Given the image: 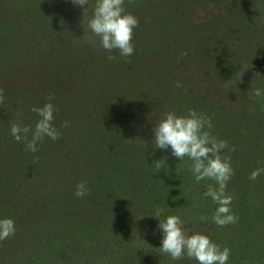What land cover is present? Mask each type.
<instances>
[{"label":"rangeland","instance_id":"rangeland-1","mask_svg":"<svg viewBox=\"0 0 264 264\" xmlns=\"http://www.w3.org/2000/svg\"><path fill=\"white\" fill-rule=\"evenodd\" d=\"M87 7L0 0V219L15 225L0 264H198L159 251L170 215L229 248L227 264H264V174L249 179L264 168V96L251 92L264 90V0H125L139 21L127 57L92 37ZM47 103L61 138L26 151L11 123L34 128ZM189 109L229 145L235 224L211 219L214 181L152 144L165 113Z\"/></svg>","mask_w":264,"mask_h":264},{"label":"clouds","instance_id":"clouds-1","mask_svg":"<svg viewBox=\"0 0 264 264\" xmlns=\"http://www.w3.org/2000/svg\"><path fill=\"white\" fill-rule=\"evenodd\" d=\"M71 3L92 8V16L88 19V29L92 37L99 38L103 49L109 52L118 50L121 57L133 55V30L138 27L139 21L125 11V0H94V4H90V0H71ZM176 87H182V85L177 83ZM251 92L252 97L264 96V90L260 88L251 89ZM4 99L3 90L0 89V104L4 102ZM31 110L39 117L35 127L21 126L17 122H12L10 134L16 142H26L25 150L34 153L38 150L39 141L45 137L53 141L58 140L61 138V133L53 125L55 109L52 103H47L43 107H33ZM63 127H67V122ZM211 128L210 118L192 109H189L186 115L180 116L169 111L155 124L153 129L155 138L152 144L155 149L170 148L171 155L180 161L187 157L191 161L190 171L197 183L202 180H212L218 185V187L208 185L204 195L210 197L217 205L212 221L218 227H223L238 221V217L232 213L230 207L233 197L226 193L227 183L234 175V170L231 167L230 157L226 158L222 155V151L229 149V145L213 136ZM161 162L164 161L154 162L157 169L160 168ZM261 174H264V168L255 169L251 172L249 179L255 181ZM86 193V185L77 184L75 196L82 198ZM162 213L163 209L157 207L154 215L159 217ZM158 221V228L163 234L159 251L170 256L172 260H180L187 256L196 260L198 264H227L230 249L227 247L221 249L206 235L186 234L183 230V221L179 216L170 215L165 220ZM14 235V221L10 218L0 219V241Z\"/></svg>","mask_w":264,"mask_h":264}]
</instances>
